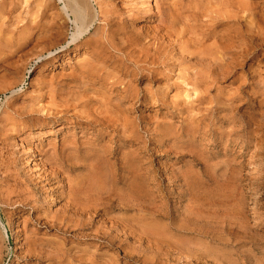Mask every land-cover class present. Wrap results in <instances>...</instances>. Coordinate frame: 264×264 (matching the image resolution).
Wrapping results in <instances>:
<instances>
[{
	"label": "rangeland",
	"instance_id": "obj_1",
	"mask_svg": "<svg viewBox=\"0 0 264 264\" xmlns=\"http://www.w3.org/2000/svg\"><path fill=\"white\" fill-rule=\"evenodd\" d=\"M85 1L79 38L67 0H0V264H264V0ZM103 9L164 30L81 72Z\"/></svg>",
	"mask_w": 264,
	"mask_h": 264
},
{
	"label": "bare ground",
	"instance_id": "obj_2",
	"mask_svg": "<svg viewBox=\"0 0 264 264\" xmlns=\"http://www.w3.org/2000/svg\"><path fill=\"white\" fill-rule=\"evenodd\" d=\"M44 1V0H43ZM47 1H49V2H47ZM64 1V0H63ZM68 1V9L69 8H71V10H72V12L74 13L73 15H75V18L78 20V21H80V23L82 24V31H80V28H79V31H80V33H79V38L81 37L80 35H82V34H85L84 32H89V30H88V26H89V23H90V19H91V14L92 13H90V10H89V8H88V6H87V2L85 1V0H67ZM96 1V0H95ZM119 1V0H118ZM127 1V0H126ZM158 1V0H157ZM156 1V2H157ZM164 1V0H163ZM180 1V0H179ZM204 1V0H203ZM45 2H46V4H45V7H46V9H51V8H53V7H55L56 5H57V0H45ZM60 2V1H59ZM62 2V1H61ZM88 2H90V0H88ZM93 2V1H92ZM91 2V3H92ZM120 2V1H119ZM165 2H167V1H165ZM174 2V1H173ZM176 2V1H175ZM181 2V1H180ZM193 2V1H192ZM65 3V2H64ZM96 3H98V2H96ZM96 3H95V5H96ZM162 3H164V2H162ZM162 3H160V4H162ZM201 3V2H200ZM199 3V4H200ZM89 4V3H88ZM176 4V3H175ZM227 4H228V2H227ZM63 5H65V4H63ZM157 5V4H156ZM159 5V4H158ZM178 5V4H177ZM204 5V4H203ZM261 5V4H260ZM59 6V5H58ZM91 6V5H90ZM171 6V5H170ZM209 6V5H208ZM66 7V6H65ZM135 7V6H134ZM169 7V6H168ZM172 7V6H171ZM184 6L182 5V8H183ZM209 7H211V6H209ZM248 7V6H247ZM93 8V6L91 7V9ZM125 8V7H124ZM163 8V7H162ZM164 8H166V7H164ZM187 8V7H186ZM192 8V7H191ZM200 8V7H199ZM202 8V7H201ZM206 8V7H205ZM62 9H63V7H62ZM194 9V8H193ZM264 9V8H263ZM133 10V9H132ZM250 10V9H249ZM23 11V10H22ZM64 11V10H63ZM136 11V10H135ZM157 11V10H156ZM159 11V10H158ZM187 11V10H186ZM194 11V10H193ZM229 11V10H228ZM94 12V11H93ZM185 12V11H184ZM26 13V12H25ZM98 13V12H97ZM190 13V12H189ZM65 14H68L67 12L65 13ZM102 14H103V16H104V20L106 21V26L108 25V27H109V29L108 30H105V32H106V35H104V36H101L100 38H90V39H86V37H83L80 41H77L76 43H74V46H75V49H79V48H81V47H86L87 48V51L89 50L90 52H91V56H92V58L95 60L94 61V63H96V65L94 64V63H90L89 65H90V67L87 69V70H84V71H81V72H89V70L92 68V69H94L95 68V66H97V63H99V62H103L105 65H107L108 63H112V60H110V59H104V57L101 55V53L99 52V44H103V45H105V47H107L108 49H113V50H115V51H118V52H123V54H125L127 57H128V55H129V52L127 51L128 49L130 50V49H133L135 46H138L140 43V39H141V37H145V36H147L148 38H150V39H152V40H158V34L161 32V31H163L164 30V28H163V26L164 25H162V24H159V25H157L156 27H142V26H138V25H136L135 23H134V21L133 20H131V19H121V20H117V18H115V17H113V16H111L110 14V11L109 10H105V9H103L102 10ZM181 14H182V12H181ZM196 14V13H195ZM207 14V13H206ZM263 14V13H262ZM70 15V14H69ZM110 15V16H109ZM123 15V14H122ZM189 15H191V14H189ZM198 15H200V14H198ZM245 15V14H244ZM261 15V14H260ZM40 16V15H39ZM196 16V15H195ZM206 16V15H205ZM73 17V16H72ZM96 17V15L94 16V18ZM99 17V16H98ZM193 17V16H192ZM241 17V16H240ZM243 17V16H242ZM182 18H183V16H182ZM198 18V17H197ZM96 19H97V17H96ZM196 19V18H195ZM222 19V18H221ZM71 20V19H70ZM189 20V19H188ZM193 20V18L191 19V21ZM203 21H204V19H202ZM214 20V19H213ZM223 20V19H222ZM221 20V21H222ZM229 20V19H228ZM44 21V20H43ZM92 21H95V19L94 20H92ZM183 21V20H182ZM190 21V22H191ZM195 21V20H194ZM198 21V20H197ZM226 21V20H225ZM26 22V21H25ZM24 22V23H25ZM70 22V21H69ZM77 22V21H76ZM99 22V21H98ZM233 22V21H232ZM28 23V22H27ZM70 23H73V22H70ZM100 23V22H99ZM103 23V22H102ZM184 23V22H183ZM215 23V22H214ZM235 23H238V20H236L235 19ZM32 24V23H31ZM74 24H76V23H74ZM91 24V23H90ZM172 24V23H171ZM192 24V23H191ZM201 25H203L202 23H200ZM95 25V24H94ZM188 25V24H187ZM196 25H197V22H196ZM64 22H61V24H58L57 22L56 23H53L49 28H48V30H47V32H45V36H41L44 40H48V41H50V42H59V41H61V38H62V34H63V28H64ZM78 26V25H77ZM167 26V25H166ZM74 27V26H73ZM79 27V26H78ZM91 27H92V25H91ZM189 27V26H188ZM196 27V26H195ZM215 27V26H214ZM168 28H169V26H167L166 27V29H167V33H168ZM73 29V28H72ZM71 29V30H72ZM107 29V28H106ZM216 29V28H215ZM174 30V29H173ZM196 30V29H195ZM198 31H199V29H198ZM217 31V30H216ZM203 34H204V31H201ZM231 32H233V31H231ZM71 33V32H70ZM76 33V32H75ZM74 33V34H75ZM90 33V32H89ZM193 33V32H192ZM256 33V32H255ZM86 34H88V33H86ZM207 35L206 36H203L202 37V39H200V40H197L196 41V47H200V48H203L204 47V45H205V41L207 40V39H209V37H212V36H214L215 38L216 37H222L223 39H225L224 38V35L223 36H221V35H219V34H217L216 33V35L213 33V31H211L210 33H206ZM72 35V34H71ZM227 35V34H226ZM229 36H231L230 38H231V41H233L231 44H234L235 42H236V40L238 39V38H240V35H239V32L237 31L236 32V30L232 33V35H229ZM71 37V36H70ZM77 37V36H76ZM111 37L112 38H116V39H118V44H115V43H112V41H111ZM170 36H168V38H169ZM190 37V36H189ZM193 37V36H192ZM40 38V37H39ZM177 38V37H176ZM194 38V37H193ZM199 38V37H198ZM229 38V39H230ZM68 39V38H67ZM66 39V40H67ZM218 39V38H217ZM261 39H263V38H261ZM260 39V40H261ZM39 40V39H38ZM176 40V39H175ZM195 40V39H194ZM210 40V39H209ZM220 40V39H219ZM248 40V39H247ZM74 41V40H73ZM72 41V42H73ZM172 41V40H171ZM226 41V40H225ZM68 42V41H67ZM75 42V41H74ZM163 42V41H162ZM228 42V41H227ZM223 44H224V42H222ZM262 43H263V41H262ZM194 44V43H193ZM208 44V43H207ZM157 45V44H156ZM239 45V44H238ZM249 45V44H248ZM175 46V45H174ZM193 46V45H192ZM206 46V45H205ZM67 47V46H66ZM66 47H64V48H62V49H66ZM230 47H232V46H230ZM234 47V46H233ZM236 47V46H235ZM240 47H242V46H240ZM212 48V47H211ZM229 48V47H228ZM238 48V47H237ZM262 48V47H261ZM61 49V50H62ZM230 49V48H229ZM264 49V48H263ZM40 50V49H39ZM60 50V49H59ZM138 50V49H137ZM203 50L204 51H202L201 53H199L200 55V57L202 58L203 56H205L206 54H207V52L205 51V50H207V49H204L203 48ZM65 51V50H64ZM112 51V50H111ZM212 51V50H211ZM252 51V50H251ZM52 52V51H51ZM51 52H49L50 54H51ZM56 52V51H55ZM54 52V54H56ZM60 52H63V51H60ZM131 52H132V50H131ZM130 52V53H131ZM136 52V51H135ZM180 52V51H179ZM230 52V51H229ZM48 53V54H49ZM114 54H115V52H113ZM198 53V52H197ZM232 53V52H231ZM237 53V52H236ZM235 53V54H236ZM264 53V52H263ZM208 54H210V52H208ZM46 55V54H45ZM182 55V54H181ZM198 55V54H197ZM35 56H38V55H35ZM57 56V55H56ZM190 56V55H189ZM208 56V55H207ZM39 57V56H38ZM43 57V56H42ZM48 57H50L49 55L47 56V58ZM228 57V56H227ZM40 58V57H39ZM44 58H45V56H44ZM51 58V57H50ZM129 58V57H128ZM186 58V57H185ZM231 58V57H230ZM237 58H239V57H237ZM30 59H32V58H30ZM188 59V58H187ZM198 59H199V57H198ZM203 59H204V57H203ZM206 59H208L207 57H206ZM263 59V58H262ZM38 60V59H37ZM191 60V58L189 59V61ZM212 60V59H211ZM249 60V59H248ZM39 61V60H38ZM205 61V60H204ZM198 62V61H197ZM209 62H211V61H209ZM218 62V61H217ZM230 62H232V61H230ZM39 63V62H38ZM198 63H200V62H198ZM197 63V64H198ZM31 64V63H30ZM34 64H35V62H34ZM214 64V63H213ZM227 64V63H226ZM230 64V63H229ZM237 64V63H236ZM259 64H260V62H259ZM264 64V63H263ZM70 65V64H69ZM100 65V64H99ZM200 65V64H199ZM202 65V64H201ZM204 65V64H203ZM202 65V66H203ZM215 65V64H214ZM233 65V64H232ZM30 66V65H29ZM221 66V65H220ZM262 66V64H260V67ZM4 67V66H3ZM101 67V66H100ZM105 67V66H104ZM204 67V66H203ZM216 67H217V65H216ZM216 67H214V68H216ZM223 67V66H222ZM34 68V67H33ZM210 68H212V67H210ZM223 68H226V67H223ZM239 68V67H238ZM96 69V68H95ZM181 69V68H180ZM207 69H208V67H207ZM6 70L7 71H12L13 70V67L11 66V65H9V66H6ZM224 70V69H223ZM230 70H232V69H230ZM235 70H237V69H235ZM117 71V70H116ZM198 71V70H197ZM207 71H209V69L207 70ZM212 71V70H211ZM153 72V71H152ZM92 73H94V72H92ZM66 74V73H65ZM68 74V73H67ZM35 75V74H34ZM216 75V74H215ZM79 76H81V75H79ZM94 77V76H93ZM201 77V76H200ZM82 78H83V76H82ZM139 78V77H138ZM196 79L195 80H197V78L198 77H195ZM88 79V78H87ZM127 79V78H126ZM135 79H137V78H135ZM134 79V80H135ZM138 80V79H137ZM208 80V79H207ZM210 80V79H209ZM208 80V81H209ZM9 81V80H8ZM59 81V80H58ZM113 81V80H112ZM133 81V80H132ZM191 81H193L192 79H191ZM204 81V80H203ZM198 82V81H197ZM212 82V81H211ZM221 82V81H220ZM193 82H191V84H192ZM222 83V82H221ZM103 84V83H102ZM193 84H195V86H196V82H194ZM192 84V85H193ZM88 86H90V84L88 85ZM198 86V85H197ZM84 87V86H83ZM58 88V87H57ZM98 89V88H97ZM140 89H141V87H140ZM57 90V89H56ZM109 90V89H108ZM155 91V90H154ZM211 91V90H210ZM121 92V91H120ZM141 93V92H140ZM89 94V93H88ZM243 94V93H242ZM4 95H5V93H4ZM124 95V94H123ZM93 97H95V96H93ZM96 98V97H95ZM58 99V98H57ZM98 99V98H97ZM235 100V99H234ZM96 101H98V100H96ZM120 101V100H119ZM99 102V101H98ZM120 103V102H119ZM121 104V103H120ZM262 105V104H261ZM124 106V105H123ZM126 106V105H125ZM29 107V106H28ZM77 107V106H76ZM130 107V106H129ZM75 108V107H74ZM127 108V107H126ZM136 108V107H135ZM129 109V108H128ZM127 109V110H128ZM131 109V108H130ZM16 110V109H15ZM44 111V110H43ZM91 111V110H90ZM132 111V110H131ZM130 111V112H131ZM47 112V111H46ZM68 112V111H67ZM94 112V111H93ZM74 114V113H73ZM99 114V113H98ZM135 115V114H134ZM262 115V114H261ZM102 116V115H101ZM100 116V117H101ZM105 116V115H104ZM103 116V117H104ZM74 117H76V118H78V119H82V120H84V119H86V121L88 122V123H93V120H89V117L87 116V118H84V117H82L81 115H78V114H74ZM103 117H102V119H103ZM114 117V116H113ZM136 117V116H135ZM128 118V117H127ZM45 119V118H44ZM101 120V119H100ZM109 120V119H108ZM127 121V120H126ZM127 123V122H126ZM142 124V123H141ZM111 125V124H110ZM132 125V124H131ZM64 128V127H63ZM127 128V127H126ZM13 129V128H12ZM76 129V128H75ZM4 131V130H3ZM75 131V130H74ZM128 131H129V128H128ZM131 132V131H130ZM133 132V131H132ZM3 137H4V135H3ZM86 137V136H85ZM58 140V139H57ZM50 142V141H49ZM62 142V141H61ZM23 143V142H22ZM80 146V145H79ZM41 149V148H40ZM48 150H50V149H48ZM116 150V149H115ZM74 153V152H73ZM124 154V153H123ZM181 155V154H180ZM126 157H127V155H126ZM128 158V157H127ZM131 161V160H130ZM133 163V162H132ZM39 165V164H38ZM41 166V165H40ZM47 166V165H46ZM60 166V165H59ZM62 167V166H61ZM41 171V170H40ZM143 172V171H142ZM159 173V172H158ZM43 174V173H42ZM48 174V173H47ZM118 174V173H117ZM178 175H180V174H178ZM43 176V175H42ZM46 176V175H45ZM129 176V175H128ZM204 176V175H203ZM202 176V177H203ZM50 177V176H49ZM52 177V176H51ZM50 177V178H51ZM215 177V176H214ZM38 178V177H37ZM40 178V177H39ZM53 178V177H52ZM109 178V177H108ZM129 178V177H128ZM128 178H126V179H128ZM205 178V177H204ZM203 178V179H204ZM43 179V178H42ZM47 178H45V180H46ZM158 179V178H157ZM62 180H63V177H62ZM134 180V179H133ZM204 181V180H203ZM208 181V180H207ZM211 181H213V180H211ZM42 182V181H41ZM215 183V182H214ZM48 184V183H47ZM52 184V183H51ZM183 184V183H182ZM207 184H208V182H207ZM53 185V184H52ZM118 185V184H117ZM209 186V185H208ZM54 187V186H53ZM67 187H69V186H67ZM72 187V186H71ZM118 187V186H117ZM193 187H194V185H193ZM207 187V186H206ZM205 187V188H206ZM56 188V187H55ZM136 188V187H135ZM48 189V188H47ZM59 189V188H58ZM57 189V191H59ZM77 189V188H76ZM51 190H53V189H51ZM56 191V192H57ZM45 192V191H44ZM55 192V191H54ZM88 193H89V191H88ZM118 193V192H117ZM94 194H95V192H94ZM112 194V193H111ZM119 194H121V193H119ZM55 196V195H54ZM87 196H88V194H87ZM116 196V195H115ZM89 197V196H88ZM127 197V196H126ZM123 198V197H122ZM138 198V197H137ZM84 199V198H83ZM117 199V198H116ZM120 199V198H119ZM191 199V198H190ZM118 200V199H117ZM116 201V200H115ZM114 201V202H115ZM138 201V200H137ZM59 202V201H58ZM123 202V201H122ZM64 203V202H63ZM103 203V202H102ZM59 204V203H58ZM71 204V203H70ZM120 204V203H119ZM67 205H68V203H67ZM70 206V205H69ZM68 206V207H69ZM128 206V205H127ZM78 209V208H77ZM76 209V210H77ZM131 209V208H130ZM133 209H135V208H133ZM101 210V209H100ZM158 211V210H157ZM68 212V211H67ZM82 212V211H81ZM84 212V211H83ZM164 212V211H163ZM87 213V212H86ZM160 213V212H159ZM98 214V213H97ZM100 214V213H99ZM32 216V215H31ZM78 216V215H77ZM87 217V216H86ZM92 217V216H91ZM96 218V217H95ZM107 220V219H106ZM44 221V220H43ZM115 221V220H114ZM139 222V221H138ZM43 223V222H42ZM47 223V222H46ZM144 223V222H143ZM122 224V223H121ZM170 225V224H169ZM52 228V227H51ZM61 229H62V227H61ZM48 230V229H47ZM64 230V229H63ZM67 231V230H66ZM76 231V230H75ZM74 231V232H75ZM18 232V231H17ZM60 233V232H59ZM76 233V232H75ZM76 238V237H75ZM29 240V239H28ZM102 244V243H101ZM34 248V247H33ZM24 249V248H23ZM27 252V251H26ZM46 252H48V251H46ZM28 253V252H27ZM28 256V255H27ZM32 257V256H31ZM62 257V256H61ZM35 260V259H34ZM32 262V261H31Z\"/></svg>",
	"mask_w": 264,
	"mask_h": 264
}]
</instances>
